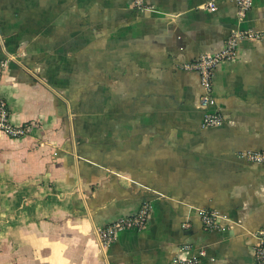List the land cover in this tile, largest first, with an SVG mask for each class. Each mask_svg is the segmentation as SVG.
Masks as SVG:
<instances>
[{"label": "crops", "instance_id": "0c3cea01", "mask_svg": "<svg viewBox=\"0 0 264 264\" xmlns=\"http://www.w3.org/2000/svg\"><path fill=\"white\" fill-rule=\"evenodd\" d=\"M213 1L214 11L204 7ZM0 0V97L28 134L0 133V264H254L264 228V0ZM252 29L212 79L181 67ZM151 206L106 247L96 230ZM224 215L206 230L198 209ZM190 245V249H184Z\"/></svg>", "mask_w": 264, "mask_h": 264}, {"label": "built area", "instance_id": "2783aa9c", "mask_svg": "<svg viewBox=\"0 0 264 264\" xmlns=\"http://www.w3.org/2000/svg\"><path fill=\"white\" fill-rule=\"evenodd\" d=\"M237 15L243 18L251 8L253 0H233ZM132 6L137 10H148L145 0H132ZM205 8L214 11L216 9L213 1H208L204 5ZM262 37L260 32L252 29L231 31L224 41L221 50L214 53L202 54L198 59L184 63L181 67L188 71H195L198 74L199 84L202 90L200 96V106L204 109L202 125L205 127L220 126L223 121V115L214 110L215 104L212 95V79L217 67L223 63L232 61L236 57V49L241 40L244 39H259ZM15 56L6 53L4 57H0V77L3 70L7 67L10 60H14ZM32 123L16 124L10 119V112L6 101L0 97V133L10 138H21L28 134ZM241 157L250 163L264 164V150H251L241 154ZM151 206L149 203H143L136 213L128 216L119 217L106 226L96 230L97 239L101 247H106L115 238L118 232L135 229L141 230L147 224L148 215ZM202 226L206 230H216L223 227V221L226 220L224 215L219 214L211 209H198L197 211ZM184 249H190V245H184ZM254 264H264V228L257 231L256 243L252 252ZM200 255H194L188 258H179L177 264H199Z\"/></svg>", "mask_w": 264, "mask_h": 264}]
</instances>
